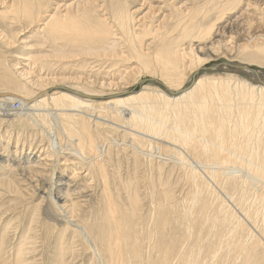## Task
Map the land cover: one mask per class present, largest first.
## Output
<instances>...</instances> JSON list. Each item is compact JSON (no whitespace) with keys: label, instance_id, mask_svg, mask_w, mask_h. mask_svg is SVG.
<instances>
[{"label":"bare ground","instance_id":"1","mask_svg":"<svg viewBox=\"0 0 264 264\" xmlns=\"http://www.w3.org/2000/svg\"><path fill=\"white\" fill-rule=\"evenodd\" d=\"M190 1L0 0V19L24 15L29 25L23 28H30L26 32L39 34L36 44L51 49H39L36 55L22 53L21 63L9 67L0 55V87L4 88L1 79L14 87L13 91H0V110L8 111L6 116L20 122L21 127L36 119L42 130L55 129L50 142L61 145L62 139H68L67 146L61 145L56 151L74 158L88 176L99 177L107 214L101 220L83 218L85 226L78 225L92 238L93 244L86 246L93 250V258L100 259L99 264H264V73L251 68H264V0H247L246 4L243 0H223L226 3L219 6L216 21L225 17L226 11L234 13L242 2L245 11L239 16L242 23L227 21L217 29L218 22L209 19V4L201 3V8L194 0V6H189ZM20 36L18 33L11 40L0 33L1 43L27 47L30 37ZM87 43L88 47L81 49V44ZM85 54L100 59L101 67L106 65L103 77L107 79L102 77L98 83L87 77L85 82L82 76L58 77L63 75L61 71L50 74L46 68L55 59L64 62L61 69H65L68 59ZM219 55H225L229 64L214 66L213 71L219 72L214 71L215 75L200 76L207 69L205 64ZM34 58L39 62H33ZM188 63L192 67H188L189 72ZM36 66H40L38 73H34ZM190 73L193 80L185 88ZM143 75L150 76L146 81L156 86L132 92L130 84L145 82ZM24 88L34 91L26 94ZM15 103L18 108L21 104L27 107L30 114H11ZM91 125L111 131L124 125L126 140L95 142L96 129ZM113 148L124 154L130 150L137 161L135 172L130 171L129 180L121 182L119 188L107 169L114 160L108 159ZM4 153L7 155L0 154L2 163H9L15 174L24 173V177L34 173L38 164L43 165L36 155L33 160L26 154L27 160H21L18 149L13 158L8 150ZM156 161L182 171L181 182L189 190L188 197L176 198L175 190L169 188L171 182L163 184L161 177L156 184ZM116 167L119 175L122 171ZM139 173L143 179L138 178ZM0 184L20 198L13 179H1ZM60 191L57 204L61 202L76 217L78 207L67 205L70 191ZM82 191L74 189L71 196ZM121 193L125 204L118 205L116 195ZM4 232L1 236L7 234ZM24 247L17 249L15 264L26 263L28 254L23 258V253L28 245ZM1 258L0 264H6Z\"/></svg>","mask_w":264,"mask_h":264},{"label":"rangeland","instance_id":"2","mask_svg":"<svg viewBox=\"0 0 264 264\" xmlns=\"http://www.w3.org/2000/svg\"><path fill=\"white\" fill-rule=\"evenodd\" d=\"M194 1L199 2L201 8H204V6H202V4H204V3L209 4L208 5L209 14H210L209 19L211 18L210 19V20H212L211 23L214 21L218 22V23H216L217 25H216L215 29L220 28V26L225 25L227 21L231 22V21L237 19L236 22L242 23V18H240L239 16L242 14V12L245 11L244 10L245 8L243 6H245V4L247 2V0H243V2L245 4L242 2L241 6H239L234 11V13H233V11L232 12L226 11L225 12L226 16H225V14H223L225 17L222 16L218 21H216L217 16L220 15L219 14L220 11H218L219 6L221 4H225L226 3L225 1H227V0H225V1L214 0L215 2H213V0H194ZM194 1L193 0L190 1L192 4H189V6H191V5L194 6ZM205 1H207V2H205ZM215 8H216V10H215ZM23 16L24 15H22V17H19V16L17 17L16 15H10L9 18L0 19V33L1 34L8 35V37L11 40L14 36L18 35V33H19V35L22 34V36H20V37H22V39H24L26 37H30V38H28L29 43L25 44V45H27V47L24 46L22 48H20L19 44H16L13 47H6L4 45V43H1L2 41L0 39V55L3 56V63L5 62V64L8 67L12 63H21L20 58H21L22 53L25 54L28 52H33V54L36 55V54H38L39 51L40 52L41 51L46 52V51L51 50L50 48H48L46 50L45 48H43V46H40L41 44H39V45L36 44L37 40H38L37 43H39V41H40L39 34L34 33V35H33V32H30V33L26 32L30 28L27 30L24 28L29 25L28 24L29 22L26 20V17L24 16L25 17V19H24ZM21 20H22V22H21ZM210 20H209V22H210ZM238 20H241V21H238ZM23 30H25V31H23ZM21 32H23V33H21ZM29 44H31V45H29ZM81 46H82L81 49L84 50L85 48L88 47V43L87 44H81ZM23 49H26V51H24ZM72 49H74L77 53L80 51L74 47H72ZM1 53H3V55ZM49 54H51V52ZM85 55H87V54H85ZM85 55L83 57L81 55L80 58H77L78 61H76L77 59H70V61L68 59L66 61V63L67 62L69 63L71 70H69V68H68L69 66L65 69H61V65H63L64 62L62 63V62H59L55 59H52L50 61V64L52 62L51 67H50V64L48 63L49 65L46 66V68L47 67L49 68V70L51 72L50 74H61L59 72V71H61L63 75H59L58 77H61V76L64 77V75H67V76H65V78H80L81 79L80 76H82L83 79H81V81L85 80V82L87 80V77H88V81L93 80L92 82H98V83L101 82L100 80H102L103 78L107 79V77H103L104 70L107 69L106 65L104 64V66L101 67V65H103V63L99 64V62H101L100 59L95 58L91 55H89V56L88 55L85 56ZM88 58H90V60H87ZM97 59L100 61H98ZM71 61H73L74 66H73ZM90 61L92 62V64L90 63ZM93 61H95L96 63ZM33 62H39V60H36L34 58ZM78 62H81V64L79 63L80 65H77ZM228 62H230V60L225 55H219L217 57L214 56V57H212V59L210 61H208L205 64V67L207 69L203 70L201 72L200 76H202V75H215L216 73H219V72H217V70H214L216 72L215 73L212 68L216 65H228L229 64ZM25 63H26V61H25ZM71 64H72V67H71ZM83 65H84V67H83ZM7 66H5V67H7ZM78 66H80V68ZM97 67H99L101 69H99V68L97 69ZM188 67H191V65H189V63L187 65L186 69ZM75 68H77V69H75ZM191 68H188V71L187 70L186 71L189 72ZM251 68L253 70L261 71L264 73L263 67L253 65V66H251ZM84 69H86L87 71H84ZM35 70H37V71L34 73H38L40 70V66H36ZM54 71H57V72L53 73ZM96 74H99V75H96ZM90 75H91V77H90ZM191 75H192V73H190L188 75L187 81L184 85L185 88L188 87L189 84L193 80V77H191ZM237 75H240L242 77L243 76L248 77L247 75H244V74H237ZM149 78H151V77L148 75H146V76L143 75L142 80H145V82L140 80L142 82L138 81L136 84L131 83L130 84L131 87L129 89L132 90V92H141L142 91L141 89H147V91H149V89H148V88H150L149 86L154 85L153 83L146 81ZM1 83L4 84V88L0 87V89H1L0 91H2V90L5 91L6 89H8L7 91H13L14 90V87L9 86L10 84L8 82H4L1 79ZM77 86L82 87V85H77ZM147 86H148V88H147ZM154 86H156V85H154ZM83 87H85V86H83ZM30 89L28 90V88H24V89H22V92L23 93L27 92L26 94H31V92L34 90H32V89L30 90ZM3 110H0V113H1V115H0V154H1V156L7 155V153H4V152L8 150L11 153V157L13 158L14 153L18 149V154L21 153V160L25 159L23 161H26L28 156L34 160L35 159L34 156L36 155V157H40L39 163L43 164L44 166L38 164V166L36 168L37 170L34 169L35 170L34 173H30L27 175V177H24V173L15 174L13 172L11 166L9 165V163H7V162L2 163V161L0 159V180L6 179V178L7 179H10V178L13 179V181L16 183L17 188H19L20 193H21L20 198H18V195H15V194L10 192L9 187H6V186L0 184V239L3 238V240L2 239L0 240V244H3L2 245L3 248L0 249L1 254H2V255H0V256H2L1 259L6 261V264L7 263L8 264H12V263L15 264L13 260L19 258V256L16 255L17 249L19 247H24V246H26V248H27V245H28L29 250H27L28 249L27 248L26 251H29L31 253L24 251L23 258H24V255L28 254V255H26L27 257L24 258L26 260L25 264H58L59 261H60V264H99L100 259L98 257H95V256L93 258V255H94L93 250L92 249L88 250V248H87L88 244L89 245L93 244L92 238H90V237L88 238L87 234L84 231H82L83 229H81V227H78V225L79 226H81V225L85 226L86 220H83V218L90 217L92 219L97 218V219L101 220L103 217H105L102 215L107 214V207L104 205L105 201H103V199H102L103 189H102V186L100 185L101 183H99L100 182L98 180L99 177L95 176V175H94V178H92L90 175L88 176L87 170H85V168H84V171H81V170H83V168L81 167V165L78 167L79 163L77 161H75L74 158H73L74 159L73 160L71 156L64 155V154L62 155L56 151V149H58L61 145L67 146L68 139L67 140L62 139L61 145L57 144L56 141L50 142L49 137L55 133V129L54 130L53 129L52 130H45V131H44V129L42 130V128L39 125L38 126L36 125L37 120L34 117V119H35V120H33L34 123H32L31 125L26 124V125H24V127L22 125V127L25 129L23 131V128L20 125L21 123L16 122V120H15V122H14V120H11L10 117L6 116L8 114V111H5V110L3 111ZM2 113H4L5 115ZM21 113H29L27 107L25 109V106H23L22 104L20 105V108L13 109V111L11 112V114H15V115L21 114ZM15 115H13V118ZM33 124H34V126H33ZM28 125H29V127H28ZM113 126L115 128L117 125H113ZM121 126H122V128H121ZM91 127L93 130H94V128L96 129V131L94 130V132L96 133V134L94 133L95 142H101V141L108 140V141H119L120 143H123L124 139H122V137L125 138V140H126L125 135H126V133H128L126 131V128L124 125H118L117 127H119V128L116 127L115 128L116 130L112 129L113 131L110 130L111 129L110 127H108L110 129H107V128L102 129L100 126L96 127L94 125H91ZM41 131L43 133H45V135ZM114 131L115 132L118 131V134L117 133L114 134L113 133ZM101 132H102V134H101ZM35 133H37V135ZM104 133H105V135H104ZM111 133H113V134H111ZM124 133H125V135H124ZM41 134H43V135L41 136ZM45 138H48V139H45ZM97 138H98V140H96ZM111 138H112V140H111ZM121 140H123V141L121 142ZM127 140H128L127 142H131L130 139L127 138ZM149 140H154V139L149 138ZM88 147L86 148V150L88 149ZM32 150L34 152H32ZM122 151L124 152V150H122ZM57 153L59 154V157H58ZM115 153H116V155H115ZM118 153H119V155H118ZM155 153H158V151ZM24 154L25 155L27 154L28 156L27 155L25 156ZM125 154L122 153L121 151L118 152L116 148H113L111 150L110 156H108V159L110 157L111 161L114 159L111 163L108 164L107 169L109 170V173H110L111 177L113 178L112 180L114 181V184L116 182L115 186L117 185L116 186L117 188L120 187L121 182L125 183L126 180L127 181L129 180L128 178H130V175H131V174H129L130 171L132 173L135 172V170L133 169V167H135L134 164L137 163L135 156L131 155L132 153L130 152V150H129V152L127 151ZM164 154H166V153H164ZM15 155H16V153H15ZM60 155H62V156H60ZM32 156H33V158H32ZM63 156L64 157L66 156V157L64 158ZM118 156L121 159H119ZM123 156H124V158H123ZM125 156H126V158H125ZM187 157L191 161H193L192 159H194L191 156H190L191 157L190 158L189 155ZM68 158H70L73 162H71V160H69ZM130 158H132V159H130ZM134 158H135L136 162L133 160ZM67 159L69 160V162ZM41 160H44V161H41ZM117 160L119 163L117 162ZM119 160H121V161H119ZM124 160H127V161L124 162ZM131 160H133L134 162L133 161L131 162ZM64 161H66V162H64ZM75 162H76V164H74ZM122 162H123V165H122ZM158 162L160 163L159 160H158ZM158 162L156 161V163H155L156 166L155 165L153 166V169L155 167V171L156 170L159 171V172L154 171L156 177L159 175L157 177L156 184H159L158 178L161 177L163 184L168 182V181L171 182L169 185V188L170 189L172 188L171 190H173V191L175 190V192H176L175 194H177V195H175L176 198H178V199L182 198L183 199V198L188 197V194H189L188 191L189 190H187V186H185L181 182V179L183 178V173H181L182 171L179 170L178 168H175L173 166V164H164V165L160 164L159 165ZM161 163H164V162H161ZM61 164H64V165H61ZM111 164H112V166H111ZM118 164H120V165H118ZM113 165L115 167H116V165L120 167L119 171L120 172L122 171V173L119 172L120 173L119 175H121V176H119L117 173L118 172L117 167L114 168ZM169 166H171V167L169 168ZM38 167H41V169H39ZM112 167L115 169V171H113L114 169ZM3 169L7 170V172L4 171ZM73 170H75V171H73ZM127 171H128V173H127ZM114 172H116L117 174ZM12 173H14L15 175ZM127 174L129 177L126 176ZM139 174L140 175L138 176V178L141 179V177H142V179H143V173H139ZM166 175H167V179L165 177ZM75 176H78V178L77 177L75 178ZM133 176H135V174H133ZM178 177H180V178H178ZM17 178H18V180H16ZM87 178H90V179H87ZM96 178H97V180H96ZM61 179L63 180L62 184L60 183V181H62ZM114 179L115 180L118 179L119 181L118 180L115 181ZM175 179H177V180H175ZM68 181L71 183L67 184L66 182H68ZM113 181H112V183H113ZM118 182H120V183H118ZM58 183H60V184H58ZM64 183L66 185H64ZM80 184H82V185H80ZM86 184H88V185H86ZM69 185H70V187H68ZM83 186L87 189H84ZM140 186H142V184ZM176 186H177V188H176ZM79 188H80V190H83L82 192H84V193H82L80 195L74 194L71 196V194L75 193L74 189L79 190ZM98 188H99V190H98ZM67 189H69V190H67ZM59 190H61L60 192L70 191L69 195L71 198L69 200V203H67V205L74 203L78 207L79 214L76 217L72 216V214H70L68 212V209L65 210V208L63 207V204H60L61 202H59L57 204L58 199L56 198V196H57V193ZM177 190H178V192H177ZM180 190H181V192L179 193ZM71 191H73V192H71ZM142 191H143V189H141V198L145 199V195L142 194L143 193ZM182 191H184V192L187 191V192L185 194L184 192L182 193ZM115 192H117V191H115ZM9 193H11V194H9ZM180 194H182L181 195L182 197L180 196ZM116 197L120 198L118 200V202H116L118 205L125 204V196L123 193L116 195ZM17 198L20 199L21 201L18 200ZM21 198L22 199L24 198V199L22 200ZM19 201H20V203L17 204ZM54 201L56 202V204ZM23 202H25V203H23ZM145 203H147V202H143V204H145ZM56 205H58V207ZM145 207L147 208V206H145ZM92 212H94V214ZM102 223H104L106 225V221H104ZM102 223L99 225L102 226ZM6 225H8L9 227ZM171 227H172V225H171ZM7 228L8 229L10 228V229L7 230ZM103 229L104 228L99 229V230H103ZM48 230L51 232H48ZM3 232L7 233V234L6 235L4 234L3 236H1L3 234ZM4 236L5 237L7 236L8 239L5 238ZM25 236H26V238H25ZM5 239L7 240V242H5L6 241ZM105 239H106V241H108L107 238H105ZM86 243H88L87 246H86ZM62 246H63V248H62ZM69 248H71L72 250H70ZM30 249L33 251H31ZM263 249H264V247H263ZM263 249H261V250H263ZM17 254H18V252H17ZM17 256H18V258H16ZM92 258H93V260H92ZM10 260H12L11 263L8 262Z\"/></svg>","mask_w":264,"mask_h":264},{"label":"built area","instance_id":"3","mask_svg":"<svg viewBox=\"0 0 264 264\" xmlns=\"http://www.w3.org/2000/svg\"><path fill=\"white\" fill-rule=\"evenodd\" d=\"M18 107H19V104L18 103H15L14 108L16 109Z\"/></svg>","mask_w":264,"mask_h":264},{"label":"water","instance_id":"4","mask_svg":"<svg viewBox=\"0 0 264 264\" xmlns=\"http://www.w3.org/2000/svg\"><path fill=\"white\" fill-rule=\"evenodd\" d=\"M254 74H257V73H254ZM264 75H262V79L264 80V77H263ZM258 77V76H257ZM261 79V78H260ZM262 81V80H261Z\"/></svg>","mask_w":264,"mask_h":264}]
</instances>
